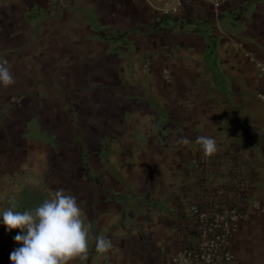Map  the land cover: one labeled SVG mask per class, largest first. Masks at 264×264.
<instances>
[{
    "label": "crops",
    "instance_id": "obj_1",
    "mask_svg": "<svg viewBox=\"0 0 264 264\" xmlns=\"http://www.w3.org/2000/svg\"><path fill=\"white\" fill-rule=\"evenodd\" d=\"M221 1L0 0L16 81L0 86V216L63 189L90 225L72 264H164L192 235L195 163L236 154L250 192L233 264H264V80L244 56L264 61V0ZM18 232L0 218V264Z\"/></svg>",
    "mask_w": 264,
    "mask_h": 264
},
{
    "label": "built area",
    "instance_id": "obj_2",
    "mask_svg": "<svg viewBox=\"0 0 264 264\" xmlns=\"http://www.w3.org/2000/svg\"><path fill=\"white\" fill-rule=\"evenodd\" d=\"M221 2L212 0L215 9ZM180 5L174 3L162 11V16L176 12ZM244 56L257 67L264 80V61L248 51H244ZM142 70L149 73L150 64L144 62ZM223 157L224 161L202 159L195 163L193 169L199 183L197 200L189 210L192 235L164 264H233L235 239L245 216L250 181L241 170L236 154Z\"/></svg>",
    "mask_w": 264,
    "mask_h": 264
},
{
    "label": "clouds",
    "instance_id": "obj_3",
    "mask_svg": "<svg viewBox=\"0 0 264 264\" xmlns=\"http://www.w3.org/2000/svg\"><path fill=\"white\" fill-rule=\"evenodd\" d=\"M15 82L9 62L0 60V86L8 88ZM177 143L187 146L190 141L182 137ZM196 143L206 157L217 152L214 138L199 136ZM15 207L13 202L0 216L8 231L19 230L14 241L21 246L10 254L11 264H72L78 259L87 260L90 225L85 223V214L74 196L58 189L33 211H14ZM112 247L110 238H95L98 253H107Z\"/></svg>",
    "mask_w": 264,
    "mask_h": 264
},
{
    "label": "rangeland",
    "instance_id": "obj_4",
    "mask_svg": "<svg viewBox=\"0 0 264 264\" xmlns=\"http://www.w3.org/2000/svg\"><path fill=\"white\" fill-rule=\"evenodd\" d=\"M235 246V245H234Z\"/></svg>",
    "mask_w": 264,
    "mask_h": 264
}]
</instances>
